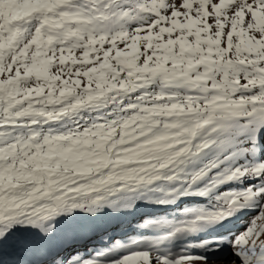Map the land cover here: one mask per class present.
Returning <instances> with one entry per match:
<instances>
[{"label":"snow or ice","instance_id":"6c2138e0","mask_svg":"<svg viewBox=\"0 0 264 264\" xmlns=\"http://www.w3.org/2000/svg\"><path fill=\"white\" fill-rule=\"evenodd\" d=\"M0 264H264V0H0Z\"/></svg>","mask_w":264,"mask_h":264},{"label":"bare ground","instance_id":"6f19581e","mask_svg":"<svg viewBox=\"0 0 264 264\" xmlns=\"http://www.w3.org/2000/svg\"><path fill=\"white\" fill-rule=\"evenodd\" d=\"M145 210H146V209H145ZM145 210L142 209V211H145ZM147 210H149V209H147ZM150 211H151V210H150Z\"/></svg>","mask_w":264,"mask_h":264},{"label":"rangeland","instance_id":"374dc122","mask_svg":"<svg viewBox=\"0 0 264 264\" xmlns=\"http://www.w3.org/2000/svg\"><path fill=\"white\" fill-rule=\"evenodd\" d=\"M143 210H145V209H143ZM141 211H142V210H141ZM145 211H149V210L146 209Z\"/></svg>","mask_w":264,"mask_h":264}]
</instances>
